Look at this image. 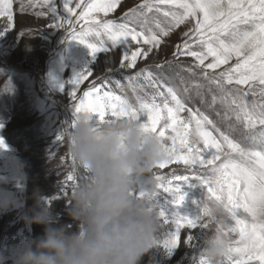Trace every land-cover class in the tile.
Segmentation results:
<instances>
[{"label": "snow or ice", "instance_id": "snow-or-ice-1", "mask_svg": "<svg viewBox=\"0 0 264 264\" xmlns=\"http://www.w3.org/2000/svg\"><path fill=\"white\" fill-rule=\"evenodd\" d=\"M124 3L60 0L61 12L57 0H28L27 5L21 0V11L29 7L38 9V17H50L48 27L63 29L68 39L85 45L93 61L101 53L121 48L119 69L129 70L124 83L105 75L91 80L82 95H77L80 85L89 80L93 69L85 68L68 81L73 118L64 122L57 140L67 141L68 147L76 120L85 112L97 126L122 120L140 122L171 149L170 158L155 165L151 176L155 185L151 196L165 229L157 244L171 252L181 243L182 229H200L199 237L187 235L192 247L193 240L204 241L205 230L214 226V231L232 238L225 264H264V0H138L115 18L112 14ZM12 6L13 0H0V17L10 22ZM181 26L185 30L170 58L131 71L137 69L138 61L158 56ZM182 57L192 58L191 63H177ZM153 67L178 68L180 86L154 74ZM181 72L195 79L186 80ZM64 87L60 85L61 90ZM193 94L210 108L219 106L216 116L226 127L190 105ZM0 147H5L2 138ZM67 158L70 167L62 194L68 198L73 187L89 177L69 150ZM170 166H183L187 174H178L177 167L160 172ZM193 179L206 189L204 198L194 201L196 218L169 214L160 202L161 193L171 194L174 203L182 206L186 198L182 185ZM136 195L142 198L145 193ZM213 205H218L219 213L210 220L206 209ZM173 228L174 232L168 231Z\"/></svg>", "mask_w": 264, "mask_h": 264}, {"label": "rangeland", "instance_id": "rangeland-1", "mask_svg": "<svg viewBox=\"0 0 264 264\" xmlns=\"http://www.w3.org/2000/svg\"><path fill=\"white\" fill-rule=\"evenodd\" d=\"M27 5L28 0H23ZM138 0H125L121 9L112 14L115 18L122 16L130 6ZM21 0H13L12 20L0 17V138L5 147H0V188L15 193L20 206L7 213H0V221L4 228L0 234V247H11L35 239L33 228L43 234L44 225L29 224L22 217L31 215L35 200L33 193L39 189L46 200V206H51L59 214V222L75 227V222L68 215L70 207L68 198L62 194L63 181L70 167L67 158V141L60 143L58 133L64 122L73 118L72 100L69 95L73 77L85 68L93 69L89 80L80 85L77 95L87 89L91 80L108 75L113 81L124 83L123 76L129 70L119 69L122 49H113L109 53H101L93 61L90 50L83 44L68 39V33L63 29L49 28L51 19L48 16L38 17V9L26 7L21 11ZM58 9L63 12L60 0ZM184 26L177 29L162 46L158 56L153 54L147 62L138 61L139 70L145 64L151 65L156 60L171 57L173 45L178 41ZM192 58L182 57L177 63L188 65ZM114 71L109 72V69ZM154 74L167 79L172 85L180 86L176 67L163 70L150 69ZM186 80H193L188 73L181 72ZM140 83H144L141 79ZM65 87L61 90L60 85ZM129 96L132 93L125 89ZM145 92L151 93L150 87ZM207 99H210L208 97ZM190 105L199 107L210 119L217 121L221 127H226L216 116L219 106L210 108L193 94ZM177 167L178 174H187L183 166H170L160 170L161 173ZM186 194L182 206L174 203L175 197L169 193H161L160 202L169 214L179 212L193 219L198 215L194 201L204 198L206 189L199 181L193 179L182 185ZM70 196V194H69ZM167 227V226H166ZM174 227V226H173ZM175 231V229H168ZM210 234L214 226L205 230ZM165 229L161 228L159 239L164 238ZM200 229H182L181 243L169 252L162 244H157L142 258L141 264H191L203 244V240H193L192 247L187 242V235L200 236Z\"/></svg>", "mask_w": 264, "mask_h": 264}, {"label": "clouds", "instance_id": "clouds-1", "mask_svg": "<svg viewBox=\"0 0 264 264\" xmlns=\"http://www.w3.org/2000/svg\"><path fill=\"white\" fill-rule=\"evenodd\" d=\"M68 150L89 177L68 197V215L76 226L61 224L37 189L31 215L22 218L44 225V232L28 242L0 247V264H141L156 247L161 230L151 176L155 165L170 158L171 149L136 120L97 126L85 112L76 120ZM138 192L145 195L141 198ZM19 206L15 193L0 188V213ZM218 213V205L206 209L210 220ZM231 241L222 231L211 232L191 264L201 257L202 264H225Z\"/></svg>", "mask_w": 264, "mask_h": 264}, {"label": "trees", "instance_id": "trees-1", "mask_svg": "<svg viewBox=\"0 0 264 264\" xmlns=\"http://www.w3.org/2000/svg\"><path fill=\"white\" fill-rule=\"evenodd\" d=\"M3 228H4V224L2 221H0V234H1ZM33 231L35 232V236H41L42 235V234L38 235L39 232L34 228H33Z\"/></svg>", "mask_w": 264, "mask_h": 264}]
</instances>
